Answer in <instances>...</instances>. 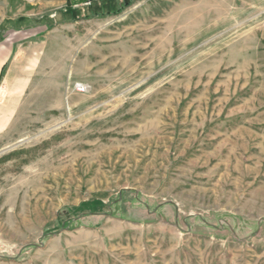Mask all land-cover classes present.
<instances>
[{
    "label": "rangeland",
    "instance_id": "1",
    "mask_svg": "<svg viewBox=\"0 0 264 264\" xmlns=\"http://www.w3.org/2000/svg\"><path fill=\"white\" fill-rule=\"evenodd\" d=\"M129 3L0 0V264H264V0Z\"/></svg>",
    "mask_w": 264,
    "mask_h": 264
},
{
    "label": "trees",
    "instance_id": "2",
    "mask_svg": "<svg viewBox=\"0 0 264 264\" xmlns=\"http://www.w3.org/2000/svg\"><path fill=\"white\" fill-rule=\"evenodd\" d=\"M81 2H87L88 6L85 9V13L82 15L83 8H74V5ZM131 3L119 0H68L65 11H60L66 18L71 20H77L79 16L86 18L92 17H107L108 15H118L130 6Z\"/></svg>",
    "mask_w": 264,
    "mask_h": 264
},
{
    "label": "crops",
    "instance_id": "3",
    "mask_svg": "<svg viewBox=\"0 0 264 264\" xmlns=\"http://www.w3.org/2000/svg\"><path fill=\"white\" fill-rule=\"evenodd\" d=\"M3 19H0V25ZM0 28L2 27L0 26ZM5 35L6 33H0V83L4 81L6 82V84H9L11 82H14V78H15L14 71L16 70L15 69L16 63L19 61L18 60L19 58L17 59L18 57V53H17L18 45L17 44L18 43L14 42L13 45L10 44L9 39ZM4 102H5L4 95L0 94V112L1 113L6 112L5 108L1 107Z\"/></svg>",
    "mask_w": 264,
    "mask_h": 264
},
{
    "label": "water",
    "instance_id": "4",
    "mask_svg": "<svg viewBox=\"0 0 264 264\" xmlns=\"http://www.w3.org/2000/svg\"><path fill=\"white\" fill-rule=\"evenodd\" d=\"M128 1H130V0H125L124 2L128 3Z\"/></svg>",
    "mask_w": 264,
    "mask_h": 264
}]
</instances>
